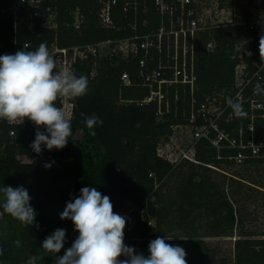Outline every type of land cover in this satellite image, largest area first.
<instances>
[{"label": "trees", "instance_id": "1", "mask_svg": "<svg viewBox=\"0 0 264 264\" xmlns=\"http://www.w3.org/2000/svg\"><path fill=\"white\" fill-rule=\"evenodd\" d=\"M5 2L6 0H0V41L10 46L13 42L14 14L11 11L2 12ZM58 5V29L36 27L31 31L24 26L25 20L22 18L17 32L18 43L30 42L31 47L28 50H36L42 42L48 48L52 43L67 47L91 44L133 32L128 26V18L120 9L114 11L117 26L122 27L119 30L105 29L99 25L95 0H60ZM260 5L264 9V0H261ZM76 6H80L87 15L81 32L70 26L71 20L67 13ZM147 6L148 12L143 18H148L149 22L138 25L141 33L149 32L158 25L157 20L153 19V0H147ZM257 22V30H250L249 20H244L239 25L224 24L203 32V43L199 46L196 57L197 86L193 92L189 87L169 88L170 106L164 120L159 119L157 105L154 103L142 106L136 102H124L142 99L148 93V89L139 84L137 61L118 60L112 65L108 60H103L95 78L90 75L91 63H78L75 74L88 78L89 91L87 95L74 99L72 135L63 149L49 151L41 145L42 152L37 154L31 148L36 125L25 120L23 124L12 126L7 121L0 120V188H32L41 170L45 168L44 165L49 163L51 167L45 169L51 171L54 177L72 180L74 199L80 195L82 188L94 187L111 201L119 202L115 207L117 214L122 210L121 203L130 201L135 204L127 217L124 243L133 247L137 253L149 255L150 241L165 237L166 243L185 249L187 264H218L215 249L200 237L197 228L192 229L193 234L184 232V224L199 211L210 218L216 230L214 235L226 236L235 229L240 230L239 238L235 240L232 264H264V233L245 231V218L241 210V201L253 198L254 192L264 191V181L248 175L254 167L264 166V158L249 159L245 162L247 166L243 171L233 172L229 176L230 192L225 193L210 174L214 171L227 172L225 168L233 165L227 160V156L234 154L235 150L225 149L219 158L216 149L207 140L201 139L197 146L199 164H189L191 173L183 174L182 181L173 194L174 213L183 233L168 235L157 225H150L153 218H158L161 213L162 206L156 205H161L160 193L164 183L176 170L174 164L158 157V143L169 135L171 126L190 124L192 111H196L206 97L234 95L235 66L241 61L250 62L255 53L260 54L259 40L264 35V17ZM253 35L254 41L242 43ZM209 42L215 44L213 50L206 48ZM249 52L251 55H248ZM124 71L130 73L132 85L122 82L121 74ZM257 83L258 81H253L245 91L242 106L247 116L238 118L229 107L227 113H232L233 119L229 123L221 122L222 128L232 131L233 134L243 128L245 134L249 135L247 126L253 122L256 138L264 136V117L259 115L264 110H252L250 102L251 99L262 97L261 94L254 93ZM56 104L61 107L60 99ZM87 117L96 119L93 129L95 136L89 135L85 124ZM201 123L202 120L197 118L195 124ZM13 129L15 135L11 136ZM39 130L45 131L43 127ZM78 131L82 133L81 138L75 137ZM128 227L130 231H127ZM78 235L75 231L74 240ZM220 262L227 264L228 260L222 258Z\"/></svg>", "mask_w": 264, "mask_h": 264}, {"label": "built area", "instance_id": "2", "mask_svg": "<svg viewBox=\"0 0 264 264\" xmlns=\"http://www.w3.org/2000/svg\"><path fill=\"white\" fill-rule=\"evenodd\" d=\"M59 1L6 0L2 12L11 11L14 14L13 42L7 46L0 41V55L15 54L24 47L26 50L30 49V42L18 43L17 32L22 18L25 20L24 26L31 31L36 27L46 30L58 29ZM203 1L153 0V19L157 20L158 25L149 32L141 33L138 25L140 23L146 25L149 22L148 18H143L148 12L147 0H95L98 23L102 28L122 29L121 26H117L114 19L115 9H120L128 18V26L133 32L91 44L61 47L57 43H52L49 50L56 58L58 69L69 68L75 73L78 63H91V78L98 76L103 60H108L112 65L118 60L137 61L139 84L147 88L148 93L142 99L124 102H136L142 106L154 103L157 105L159 119L164 120V115L170 106L169 88L189 87L193 92L197 86L196 57L199 46L203 43V32L215 26L233 23L232 18L221 17L226 9L220 5L215 10V20H213L212 14L207 15L204 11ZM67 13L71 20L70 26L75 31L81 32L87 21L86 13L80 6L71 8ZM249 28L257 30V22H249ZM254 40L253 35L242 43ZM214 47L213 42L206 44L208 50H213ZM261 63L260 54L257 53L250 62H239L235 66L234 95L220 94L216 97H206L197 110L192 111L190 124L171 126L169 135L157 145L158 157L175 166L183 163L199 164L197 146L201 139H205L216 149L219 158L222 157L223 150H235L234 154L227 156V160L232 164H242L253 158H264V136L260 139L256 138L253 122L247 126L249 135L245 134L243 128H239L238 132L233 134L220 125L221 122L229 123L233 119V114L227 113L229 108L227 98L242 103L245 101V91L253 81H258L264 87V64ZM121 80L125 85L133 84L128 71L122 72ZM261 95V98L251 99L252 110H264V93ZM60 101L61 107L72 118L75 109L74 99L61 98ZM259 115L264 117V113ZM197 118L202 120L199 125L195 124ZM185 129H190V136L183 139L179 135H182ZM10 135H15L14 129L11 130ZM150 225H153L152 221ZM127 231H130V227ZM124 236L126 237V233Z\"/></svg>", "mask_w": 264, "mask_h": 264}, {"label": "clouds", "instance_id": "3", "mask_svg": "<svg viewBox=\"0 0 264 264\" xmlns=\"http://www.w3.org/2000/svg\"><path fill=\"white\" fill-rule=\"evenodd\" d=\"M259 52L264 64V35L260 36ZM88 91V78L77 76L69 68L58 69L56 58L46 43L42 42L36 50L24 47L15 54L0 55V120L9 124L29 120L36 125L31 148L37 154L42 152L41 145L49 151L63 149L72 135L71 117L63 107H57L56 102L61 98L83 97ZM254 93H264V87L257 83ZM227 104L236 117L247 116L239 100L227 98ZM85 124L89 135L95 136L96 119L87 117ZM41 127L45 131H40ZM44 166L50 168L51 164ZM0 201L4 213L26 227L34 225L37 213L25 187L0 188ZM113 207L110 198L94 187L82 188L79 196L67 202L60 219L71 220L79 235L71 247L56 258L55 264H187L185 249L166 243L165 237L150 241L147 256L125 245L128 218L115 213ZM65 237L66 230L57 228L44 239L41 248L56 255L64 248ZM15 243L20 246L19 240ZM122 256L125 259H120ZM40 259L32 255L27 264H37Z\"/></svg>", "mask_w": 264, "mask_h": 264}, {"label": "rangeland", "instance_id": "4", "mask_svg": "<svg viewBox=\"0 0 264 264\" xmlns=\"http://www.w3.org/2000/svg\"><path fill=\"white\" fill-rule=\"evenodd\" d=\"M261 0H204L202 6L206 14H212V19L215 20V10L220 5L225 7V12L222 14L224 18H232L233 23H225L236 25V23L241 24L244 20H249V22H257L259 18L264 17V9L261 8ZM212 20V21H213ZM215 22V21H213ZM258 23V22H257ZM238 24V25H239ZM224 25V24H223ZM190 129H185L182 135L183 139L190 136ZM82 133L78 131L75 135L76 138H81ZM188 140V139H187ZM183 166V167H181ZM246 163L233 164L230 167H226L227 172L223 173L221 171L211 172L210 176L220 184V188L225 193H229L228 188L229 176L233 172H241L246 167ZM248 175L252 178L264 181V166H256L250 171ZM191 173V166L188 163H183L176 166L175 173L165 181L162 191L160 193V202L156 207L162 206L161 213L158 218H153V225H157L160 229L168 235H179L183 233L179 229V220L174 213V191L176 187L182 181L184 175ZM184 174V175H183ZM254 197L249 200L241 201V210L243 212V217L245 218V231L253 232L256 231L258 234L264 233V191L254 192ZM113 204V210L119 205L118 201H111ZM122 204V210L118 214L129 216L131 211L135 208V204L130 203V201H125ZM44 228V226H42ZM193 228H197L198 234L202 237L211 248H214L217 253V258L219 260L218 264H222L220 260L226 258L228 260L227 264H232L234 259V247L235 240L239 238L238 231L235 229L234 232L226 236L214 235L215 229L211 223L209 217L206 214L197 211L193 219L188 223L184 224V232L191 233Z\"/></svg>", "mask_w": 264, "mask_h": 264}, {"label": "crops", "instance_id": "5", "mask_svg": "<svg viewBox=\"0 0 264 264\" xmlns=\"http://www.w3.org/2000/svg\"><path fill=\"white\" fill-rule=\"evenodd\" d=\"M26 189L31 196V206L37 213L34 225L24 226L4 213L0 207V249H3L0 264H27L28 258L32 255L41 257L37 264H55L56 258L71 247L75 238L72 221L60 219V213L66 203L74 200L73 182L70 178L54 177L51 171L44 168L34 186ZM57 228L66 230L64 248L56 255L46 253L41 248L42 243ZM16 240L20 241V246L16 245Z\"/></svg>", "mask_w": 264, "mask_h": 264}]
</instances>
